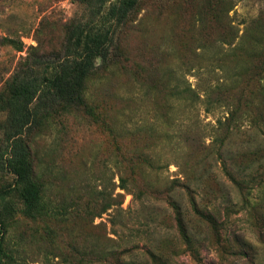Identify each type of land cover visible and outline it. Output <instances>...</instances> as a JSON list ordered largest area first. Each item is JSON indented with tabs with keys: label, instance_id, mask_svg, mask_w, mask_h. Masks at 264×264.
Segmentation results:
<instances>
[{
	"label": "rangeland",
	"instance_id": "374dc122",
	"mask_svg": "<svg viewBox=\"0 0 264 264\" xmlns=\"http://www.w3.org/2000/svg\"><path fill=\"white\" fill-rule=\"evenodd\" d=\"M228 1H232V10L218 24L207 15L214 0H141L124 26L107 24L116 32L112 52L118 45L122 55L103 79L94 81L89 95L94 104L107 110L117 131L123 125L148 137L161 169L148 172L147 178L161 191L174 181L189 184L200 207L211 205L220 211L219 222L226 224L219 228L220 240L225 243L226 234L243 237L252 258L237 259L219 252L217 231L196 216L188 193L177 187L173 195L186 214L194 241L192 253L188 251L177 232L167 192L139 197L120 190L113 141L78 114L55 122L34 143V162L58 218L18 222L20 233L30 236L39 231L38 241L31 236L20 248L17 258L23 264H71L68 258L75 254L73 247L95 248L98 253L115 251L138 264H161L151 253L164 257V264H264L262 228L255 226L263 225L256 220L264 218V204L250 211L228 175L241 177L234 162L247 166L263 158L253 162L248 172L253 174L245 178L248 182L255 179L251 202L258 204L260 187L264 192V125L246 124L233 130L221 146L217 142L223 135L219 120L224 121L229 111L209 103L208 97L225 79L246 78L259 70L262 58L256 41H264V0ZM231 4H225V9L230 10ZM200 13L205 20L198 22ZM89 15L88 8L73 0H0V39L11 37L24 44L23 52L0 46V92L30 47L41 43L44 52L59 49L64 41L63 26L74 18L90 20ZM232 33V44L215 43ZM170 84L190 90L193 98L173 101L168 114L166 89ZM153 88L160 93L148 96ZM7 117L0 112V156L8 146L2 130ZM129 138L127 147L136 142ZM12 181L13 176L0 167V188ZM120 193L125 195L121 206L116 199ZM108 202L111 208L97 217ZM47 228L55 232L50 238ZM113 263V258L110 263L100 258L94 262Z\"/></svg>",
	"mask_w": 264,
	"mask_h": 264
},
{
	"label": "trees",
	"instance_id": "16d2710c",
	"mask_svg": "<svg viewBox=\"0 0 264 264\" xmlns=\"http://www.w3.org/2000/svg\"><path fill=\"white\" fill-rule=\"evenodd\" d=\"M63 1V0H56ZM90 10V20L71 19L64 26V41L59 49L50 52L42 51L39 41L37 47H30L27 55L22 58L17 70L10 80L6 82L5 88L0 92V112H5L8 117L2 126L5 141L8 143L7 151L0 156V167L13 176V181L9 185L0 188V264H23L20 256V248L26 245L32 236V241H38V229L32 235L20 233L17 230L18 222L21 220L30 223H37L40 220L58 218L56 208L47 200L48 186L43 177L38 173L34 162V143L37 137L49 132V128L55 122L64 117L82 114L90 124L97 127L102 133L112 140L114 149L117 152V169L119 175L118 188L129 194L139 197L154 193L162 194L167 192V198L175 212L176 228L180 238L184 241L188 251H193V239L188 228V221L181 205L174 198V191L177 187H182L189 195L192 211L217 231L219 252L236 256L237 259L252 258L249 246L241 236L231 238L226 234L220 240L219 228L226 225L221 221L220 211L215 207L201 206L196 201V193L189 184H181L180 181L173 182L169 188L161 191L148 178V172H155L161 169L157 167L151 152V145L147 141L148 137L139 134V131L123 126L120 131L114 127L107 110L101 104L91 101L90 87L95 80L103 79L108 70L119 63L121 50L115 46L116 32L107 28V24L124 26L140 5L141 0H73ZM213 6L208 9V14L213 20L220 24L223 15L232 9V1L214 0ZM231 4L230 10L225 9ZM201 20H205L200 13ZM230 28L234 31L233 27ZM42 30L37 33L41 34ZM231 34V33H230ZM235 34V33H234ZM264 35V32H263ZM230 36V37H229ZM235 35H222L216 42L232 44ZM260 48L259 70L249 73L246 78L238 75L233 80L225 79L215 91L209 94V103L219 104L229 111V116L224 120H219V130L223 135L217 137V142L221 146L226 143L233 130L242 126L264 125V41L260 38L256 41ZM0 46H11L18 52H23L24 44L21 40L11 37H2ZM217 46V45H215ZM203 50L206 46H201ZM118 51V53H117ZM183 66L189 70V66ZM142 83V78L140 79ZM172 82V78H171ZM152 87V86H151ZM160 91L153 88L148 96H155ZM216 96V97H215ZM166 110L171 111L173 101L193 98L190 90L181 89L179 85L166 89ZM158 106V105H157ZM158 109L159 106L157 107ZM167 117V115H162ZM125 118H129L125 115ZM130 137V138H129ZM127 138L136 140L132 146L127 147ZM145 141V143H141ZM135 142V143H134ZM197 144V143H196ZM253 156L256 153L252 152ZM257 159L256 162H261ZM254 161L241 166L233 163L237 174L236 177L228 172L229 179L239 190L243 201L248 205L250 211L256 210L258 206L264 204V192H261L258 204L251 202V196L256 187L252 184L255 179L246 181L248 174L252 175L251 167ZM244 165V164H243ZM227 168V167H226ZM226 171H228L226 169ZM260 184V183H259ZM137 192V193H136ZM103 193H100L102 195ZM209 197L210 192H206ZM108 197V196H107ZM119 206L123 205L125 195L118 194ZM16 202V203H15ZM214 205V204H213ZM111 204L102 207L97 213V217L106 213ZM227 212L231 208H226ZM63 212V211H62ZM61 214V213H58ZM257 222H262L260 226V240L264 241V218H258ZM258 228V227H257ZM47 237L50 238L53 229L47 228ZM226 244V245H225ZM75 254L68 258L71 264H94L95 258H100L103 262H109L113 258V264H138L135 261H126L123 254L115 251H102L98 253L95 248L81 250L73 247ZM151 257L164 264V257L151 253ZM166 264V263H165Z\"/></svg>",
	"mask_w": 264,
	"mask_h": 264
}]
</instances>
